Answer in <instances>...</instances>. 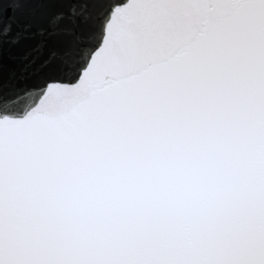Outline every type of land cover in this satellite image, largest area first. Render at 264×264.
<instances>
[{
    "label": "snow or ice",
    "instance_id": "obj_1",
    "mask_svg": "<svg viewBox=\"0 0 264 264\" xmlns=\"http://www.w3.org/2000/svg\"><path fill=\"white\" fill-rule=\"evenodd\" d=\"M10 3L0 264H264V0Z\"/></svg>",
    "mask_w": 264,
    "mask_h": 264
},
{
    "label": "water",
    "instance_id": "obj_2",
    "mask_svg": "<svg viewBox=\"0 0 264 264\" xmlns=\"http://www.w3.org/2000/svg\"><path fill=\"white\" fill-rule=\"evenodd\" d=\"M58 8H67V5L66 4L48 5L37 11L36 6L34 5H26L18 10L15 3H10L7 13L0 12V21L4 23H9L13 20V18H29V19H34L37 24H41L45 21L46 16L50 12L55 11ZM22 50H23L22 46L18 48H7L9 59L7 61V65L4 70V76H7L8 73H11L13 70L17 68V65L12 61V57L20 55ZM25 102L27 103L28 100L26 99Z\"/></svg>",
    "mask_w": 264,
    "mask_h": 264
}]
</instances>
